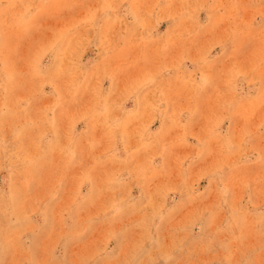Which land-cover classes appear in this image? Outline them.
I'll use <instances>...</instances> for the list:
<instances>
[{"label":"rangeland","instance_id":"obj_1","mask_svg":"<svg viewBox=\"0 0 264 264\" xmlns=\"http://www.w3.org/2000/svg\"><path fill=\"white\" fill-rule=\"evenodd\" d=\"M0 264H264V0H0Z\"/></svg>","mask_w":264,"mask_h":264}]
</instances>
